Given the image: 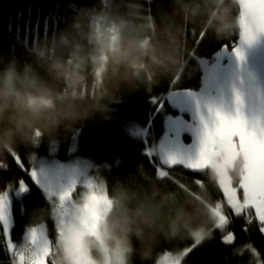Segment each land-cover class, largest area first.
I'll list each match as a JSON object with an SVG mask.
<instances>
[{"label": "trees", "instance_id": "trees-1", "mask_svg": "<svg viewBox=\"0 0 264 264\" xmlns=\"http://www.w3.org/2000/svg\"><path fill=\"white\" fill-rule=\"evenodd\" d=\"M131 3L141 5L140 15L135 18V22L142 25L151 18L156 25L157 38L164 39L160 34L163 28H169L172 32L181 31L180 64L168 72H158L151 81L147 74H143L132 84L121 83L119 88L113 87L114 97L107 101L109 109L105 120L81 121L71 125L65 122L51 133L37 129L35 132L37 145L17 141L14 151L0 156V165L4 166L0 167V193L12 187L18 188V181L21 178L30 188L29 193L12 200L13 227L10 235L13 242L19 246L25 244L23 242L25 229L34 224L39 210L50 205L48 202L46 204V199L38 186L30 181L29 161L33 155H46L52 148L56 150L60 159L75 154L91 159L95 163L108 164L110 168L105 176V190L109 199L122 186L155 184L163 191L174 193L178 188L184 189L186 186L204 181L201 187H207L211 201L213 203L221 201L222 195L218 186L207 182V171L195 175L178 167L170 168L161 164L158 149L167 126L161 115L155 111L156 105L152 103L151 97L164 101L171 90H197L200 76L197 60L211 59L212 55L224 46L231 49L238 35L218 40L212 31L203 27L200 20L185 21L182 14L177 11L175 0H0V69L14 61L20 69L30 67L49 87L66 92L68 90L66 82L53 77L48 71L47 64L38 61L35 49L47 47L50 55L60 56L71 62L72 50L74 46L79 45L83 54L89 58L85 69L86 79L81 91L91 93L98 83L97 74L91 64V56L97 54L102 40L115 43L120 39L121 34L117 31L116 25L120 17H127ZM57 6L59 11L54 14L53 9ZM233 16H238L236 4L233 6ZM20 24H28L37 33L36 42L33 39L29 42L25 40L18 31ZM145 35L151 38V33L146 31ZM61 36L68 38L67 45L60 42ZM145 61L147 62V58ZM164 109L166 114L173 115L166 105ZM137 126L146 130L147 140L130 134L129 130ZM151 139L158 140L157 144L151 142ZM183 140L186 143L189 141L186 137ZM71 145H75L73 154L68 152ZM146 148L153 150L155 156L144 155ZM15 157L22 160L24 169L17 166ZM240 163L230 173L235 187L239 179ZM162 170H166L164 176L160 175ZM238 196L241 199L239 192ZM224 211L231 217V223L226 231L221 232L213 228V238L202 242L185 256L182 264L264 262V236L259 231L256 221L253 219V223L247 226L245 232L243 230L245 219L236 218L227 208H224ZM41 224L45 225V230L47 229L48 243L45 250L40 253L39 259L42 264H52L53 258L59 252L53 241L52 216H46V223ZM227 232H232L235 236L231 245L222 242ZM192 244L193 240L190 238L162 241L156 249L153 261L144 264H154L157 255L174 254ZM248 245L259 251L260 255L257 258ZM5 248L6 238L3 235V226L0 225V264H10V254L4 251ZM37 248L36 252L39 251L38 245ZM135 264H141L138 257L135 258Z\"/></svg>", "mask_w": 264, "mask_h": 264}, {"label": "clouds", "instance_id": "clouds-1", "mask_svg": "<svg viewBox=\"0 0 264 264\" xmlns=\"http://www.w3.org/2000/svg\"><path fill=\"white\" fill-rule=\"evenodd\" d=\"M236 2L175 0L177 11L185 21L200 20L218 40L239 35L240 20L233 16ZM140 8V4L131 3L127 17H120L116 25L120 39L115 43L102 40L97 54L91 56L98 80L91 93L81 91L89 58L79 45L72 50L71 62L50 55L47 47L35 49L38 61L47 64L53 77L66 82V92L49 87L30 67L20 69L14 61L0 69V156L14 151L17 141L37 145V129L51 133L65 122L71 125L105 120L107 101L114 97L113 87L132 84L143 74L151 81L158 72H168L180 64L181 31L163 28L160 34L164 39L157 38L151 18L142 25L135 22ZM146 31L151 33V38L145 35ZM59 39L62 44L69 43L65 36ZM207 173V182L218 185L216 169L210 168ZM204 183L178 188L174 193L163 191L155 184L118 188L100 208L101 220L96 233L82 237V251L95 264H135L136 257L144 264L153 261L162 241L190 238L202 243L213 238L216 205L207 187H201ZM51 214L50 205L42 207L31 227L38 229ZM74 214L80 217L83 213L76 207ZM57 247L59 252L52 264H74L70 233L58 239ZM181 255L182 251L175 253L176 257Z\"/></svg>", "mask_w": 264, "mask_h": 264}, {"label": "snow or ice", "instance_id": "snow-or-ice-1", "mask_svg": "<svg viewBox=\"0 0 264 264\" xmlns=\"http://www.w3.org/2000/svg\"><path fill=\"white\" fill-rule=\"evenodd\" d=\"M58 11V6L53 9L54 14ZM241 15V44H252L257 40L252 29L248 27V20H258L260 22V34L264 36V0H246ZM224 48H227V46H224ZM232 51L238 58H243L239 47L234 46ZM176 93H182L193 98L194 109L191 106L184 105L179 99H176V104L180 106L181 113L194 111L195 116L199 118L201 127L198 132V148L195 156L177 155L174 153L161 156L159 158L161 164L168 167L180 165L189 170L202 171L208 167L212 157L216 154L217 146L221 145L228 155L230 166L234 167V161L239 157L240 153L246 152L248 155L245 159L243 172L238 180V186L243 190V199L238 198L237 188L233 187L230 177L222 180L219 188L223 191L231 213L236 218L243 217L245 219L243 230L246 232L247 226L252 224L254 219L258 221L259 231L264 233V119L246 117L241 110L243 102L239 94L235 96L234 112L227 113L221 107L213 106L209 103H205L202 107L200 100L196 98V93L190 89ZM151 100L156 105L155 111L157 113L165 107L164 101H158L155 97H151ZM205 111L207 115H205ZM169 119L174 121L178 138L179 129L185 123L183 115H177ZM143 154L149 157L155 156L153 150L148 148L144 150ZM14 161L18 167L24 169V164L19 157H15ZM117 164H119V161H117ZM0 167L4 166L0 165ZM165 171H160V175L164 176ZM42 172L43 170L38 173L34 167L28 172V175L42 193L57 195L52 187L41 178ZM197 182L199 183V181ZM90 187H98V185H90ZM29 191V186L21 178L18 181V188L14 191V196L20 198L24 194L29 193ZM58 195L59 199L63 201L67 196L71 195V189ZM89 201L90 203L86 205L89 208H94L101 202H107L104 197L97 195L96 192L91 193ZM214 214L217 217L214 229L224 232L231 223V217L225 214L220 203H217ZM250 216L253 218L249 219ZM0 225L3 226V235L6 238L4 251L10 254V264H42L39 255L45 250L48 241L40 235L39 230L32 229L24 235L25 246L28 243H32L33 246H39V251L28 259L22 254L23 249L11 239L10 232L13 227L12 199L7 191L0 193ZM234 239V234L227 232L223 236L222 242L226 245H231ZM200 244L194 241L190 247H186L182 251L181 256L172 257L166 254L156 264H182V259ZM248 248L253 255H260L259 251L252 245H248ZM257 264H264V262L258 261Z\"/></svg>", "mask_w": 264, "mask_h": 264}, {"label": "water", "instance_id": "water-1", "mask_svg": "<svg viewBox=\"0 0 264 264\" xmlns=\"http://www.w3.org/2000/svg\"><path fill=\"white\" fill-rule=\"evenodd\" d=\"M245 3L246 0H237L236 2L240 31L234 45L241 49L243 58L240 59L236 56L232 51L233 46L231 49L221 48L209 60L203 58L197 60L200 74L199 87L197 90L192 91L196 93V98L200 100L202 107L205 103H209L221 107L227 113L234 112L235 96L239 94L243 102L241 108L243 114L249 118L264 119V110H262L264 109V36L260 34V22L254 19L248 20V27L252 29L257 40L252 44L240 43L242 33L241 12ZM184 90H171L164 98L165 105L170 113L174 117L182 114L185 123L179 129L178 138L174 121L172 120L168 124V133L165 134L158 149L161 156L169 153L195 156L197 152L198 132L201 127L199 118L195 116L194 111L181 113L180 106L176 104V99H179L184 105L191 106L194 109L193 98L182 93H176ZM205 115H207L206 111ZM184 137L188 138L187 143L184 142ZM247 155L246 152H241L234 161V167H232L223 146L218 145L216 154L212 157L208 167L202 171L189 170L180 165L171 166L170 168L178 167L195 175L214 168L219 174V178H221L232 173L241 162L239 166L240 177ZM236 188L241 195V199H243V190L239 188L238 182ZM256 223L258 224V221Z\"/></svg>", "mask_w": 264, "mask_h": 264}, {"label": "rangeland", "instance_id": "rangeland-1", "mask_svg": "<svg viewBox=\"0 0 264 264\" xmlns=\"http://www.w3.org/2000/svg\"><path fill=\"white\" fill-rule=\"evenodd\" d=\"M18 31L22 34L26 41L29 42L30 39H33V41L36 42L37 33L34 32L31 27L28 26V24H20ZM159 114L161 115L164 124L168 126V124L172 121V119L169 118H173V115L166 114L164 108L161 109ZM129 132L130 134L132 133L133 135L142 139H148L146 130L139 126L129 130ZM167 132L168 129L166 128L165 132L163 131V135H165ZM151 142H155V144H157L158 140L151 139ZM74 151L75 145H71L68 152L73 154ZM34 167L37 169L38 173L43 170L41 178L44 179L46 183H48L57 193V195L42 193L52 209L51 216L54 223L52 230L55 248L57 247L58 239L70 233V243L74 254V264H95V261L82 251L81 239L85 235H94L96 233L101 220L100 208L109 201V197L107 196L105 190V176L110 166L106 163H95L91 159L76 156L75 154L65 159H60L56 153V150L52 148L46 155H33L31 157L28 166L29 171ZM228 177H230L232 180L231 174L219 178L217 185L218 188L220 187L222 180H226ZM30 181L32 180L30 179ZM90 185H98V187H90ZM14 189L15 188L12 187L6 190L9 192L12 200L15 198L14 192H12ZM69 189H71V195L67 196L63 201H61L58 194ZM219 190L222 195L221 201H218L214 204L217 205V203H220L223 209L227 208L230 210L229 206L227 205L226 198L223 195L222 189L219 188ZM92 192H96L97 195L104 197L107 202H101L94 208L86 207V205L90 203L89 197ZM76 207H79L82 210L83 214L80 217H76L74 214V209ZM44 226V224H40L37 230H39L40 235L47 240V229L45 230L46 227ZM32 229L36 228H27L25 229V233H29ZM262 234L264 236V233ZM20 247L23 249L22 254L26 259L29 257L31 258L38 250L37 246H33L32 243H28L26 246L24 244ZM34 248L35 251H33ZM166 254L172 257L175 256V253L159 254L156 257L154 264H156L158 260L163 259ZM254 257L257 258L256 255H254Z\"/></svg>", "mask_w": 264, "mask_h": 264}]
</instances>
